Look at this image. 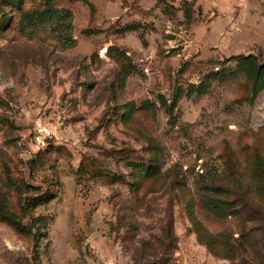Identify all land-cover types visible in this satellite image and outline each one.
I'll use <instances>...</instances> for the list:
<instances>
[{"label": "rangeland", "instance_id": "374dc122", "mask_svg": "<svg viewBox=\"0 0 264 264\" xmlns=\"http://www.w3.org/2000/svg\"><path fill=\"white\" fill-rule=\"evenodd\" d=\"M263 65L264 0H0V264H264Z\"/></svg>", "mask_w": 264, "mask_h": 264}, {"label": "trees", "instance_id": "16d2710c", "mask_svg": "<svg viewBox=\"0 0 264 264\" xmlns=\"http://www.w3.org/2000/svg\"><path fill=\"white\" fill-rule=\"evenodd\" d=\"M53 15V11H45V12H41L40 14H38V18L42 21L52 17ZM264 77V65L259 67L258 71H257V78H263ZM177 105V99L173 101V107H176ZM150 171V167L149 170ZM4 213V212H3ZM7 218H9L7 216ZM11 222H14V220L10 219ZM199 240H201V238H199Z\"/></svg>", "mask_w": 264, "mask_h": 264}]
</instances>
